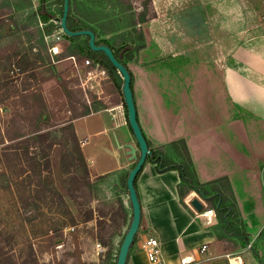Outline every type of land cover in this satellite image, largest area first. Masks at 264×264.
<instances>
[{
  "label": "crops",
  "instance_id": "1",
  "mask_svg": "<svg viewBox=\"0 0 264 264\" xmlns=\"http://www.w3.org/2000/svg\"><path fill=\"white\" fill-rule=\"evenodd\" d=\"M188 1L149 0L147 9L142 0H71V9L75 23L92 28L96 39L114 49H139L125 63L132 75L136 119L149 148H162L172 156L171 144L183 140L200 183L226 176L249 244L233 246L218 240L212 230V210L204 211L206 204L194 191L180 201L177 171L157 173L147 158L135 182L140 221L125 264H152L141 247L151 237L158 241V256L164 264H180L182 260L189 264H257L252 252L245 250L255 241H264L259 236L264 229V147L250 155L243 147L244 157L239 156L231 149L227 133L230 135L232 122L237 120L264 125V85H257L258 79L254 80L246 63L235 68L230 63L227 74L212 70L206 75L204 15L186 8ZM46 6L58 15L57 0ZM36 10L32 14L41 23L35 27L37 33L46 23ZM19 29L26 31L28 27ZM67 42V49H71L72 43ZM67 49V53L55 56L57 68L86 59L70 55ZM71 75L66 81L74 83ZM254 76L263 79L264 73ZM100 83L97 100L102 106L75 116L71 124L90 176L106 177L110 185L123 189L124 197L119 198L126 212V230L131 207L122 180L134 163L127 145L138 146L126 122L122 93L110 78ZM192 199H197L203 210L195 211ZM203 245L206 249L201 252Z\"/></svg>",
  "mask_w": 264,
  "mask_h": 264
},
{
  "label": "rangeland",
  "instance_id": "2",
  "mask_svg": "<svg viewBox=\"0 0 264 264\" xmlns=\"http://www.w3.org/2000/svg\"><path fill=\"white\" fill-rule=\"evenodd\" d=\"M40 1L0 0V129L3 121L18 120V116L25 118L23 126L36 118L35 125L44 126L49 135L43 145L53 143L48 151L50 173L23 183L21 198L15 188H4L0 170V264H114L126 226V216L116 203L124 191L110 185L106 177L92 178L87 165L85 171L68 128L71 119L84 112L77 90L89 108L100 107V82L109 76L91 80L82 89L78 77L83 76L84 59L57 68L55 56L65 53L69 45L58 30L46 37L48 45L58 47L55 54L49 48L51 59L46 61L34 32L41 23L32 14ZM45 1L48 6L53 2ZM142 3L149 8V0ZM186 8L204 15L206 75L212 70L227 74L230 63L234 68L246 63L257 85L263 86L264 78L254 75L264 73V0H189ZM22 25L28 30H20ZM70 75L77 87L65 83ZM212 82L218 91L217 81ZM24 83L32 87L22 91ZM20 95H25L21 102ZM23 126L15 125L12 134L20 133ZM231 127L230 146L239 156L244 157L243 147L246 155L262 152L264 125L237 120ZM15 165L11 163L8 171L14 173ZM108 214L114 221L110 229L99 219ZM245 251L264 260V241L253 242Z\"/></svg>",
  "mask_w": 264,
  "mask_h": 264
},
{
  "label": "trees",
  "instance_id": "3",
  "mask_svg": "<svg viewBox=\"0 0 264 264\" xmlns=\"http://www.w3.org/2000/svg\"><path fill=\"white\" fill-rule=\"evenodd\" d=\"M57 2L59 4V8L57 11L58 15H56V12L50 10L44 2H42L36 10V14L39 16L40 20L46 23V25L43 26L37 32L38 38L40 40V46L43 48L46 61H49V59H51L50 57L51 55H49V48L51 46L48 45L46 41V37L50 36L56 30H60V34L62 35L63 39L72 43L71 49L70 48L67 49L70 55L77 56L79 58L89 59L93 63H98L101 66L105 67L106 63H109L107 58L102 52H95L90 50L88 46V37L86 36L69 37L62 32L60 28V19L62 16L63 0H57ZM144 9L145 7L142 9L141 16L144 15ZM141 21L143 22L145 21V19L141 18ZM66 27L71 32L89 30L95 36V31L92 28L85 25H78L75 23L72 15L71 0H68ZM95 44L97 46L105 45L111 49L115 59L127 69L130 76V87H131L132 75L127 68L125 59L128 60L132 59L134 53H137L139 49L138 48L131 49L127 47L114 49L106 41L96 39V36H95ZM108 76L111 79V81L114 83L112 75L110 74L109 71H108ZM65 83L70 85L73 84L74 87L75 86L77 87L75 82L72 83L71 81H66ZM31 87H32L31 84L24 83L22 84L21 89L22 91H26ZM116 89L121 93L120 88L116 86ZM77 93L81 100L82 94L80 92V89L77 90ZM23 99H25V95H20V102ZM81 101H82V106L84 107V112L80 116L87 115L91 111L97 110V106L94 108H89L88 106H86L84 100ZM123 106L126 113L124 102H123ZM18 118H19L18 120L9 119V122L7 123L6 121H3L4 122L3 128L0 129L1 140H3V142L0 143L3 144L0 146V170L3 171L2 175L3 177H5L4 188H9V189L12 187L15 188L18 196L21 198L25 193V187L23 185L22 191L19 189V187L23 183H25L26 181L29 182V180L32 181L36 177L37 179H35L34 181L38 180L43 172L45 173V175H48V173H50L48 151L52 147L53 143H48L45 146L43 145L44 141L49 135L48 133H46L47 131H44V126L35 125L36 118L35 119L31 118V123L26 124V126L22 125V123H24L25 121V118L23 116L22 117L18 116ZM126 122L128 124L127 116H126ZM15 125H17L19 128H22L23 126V130L20 133L13 135L12 132H13V127ZM68 128H70L71 136L73 138V141L76 143V152L78 154L79 162L83 164V167L86 171V163L82 156L79 143L74 134V130L70 124ZM147 145L150 151L148 160L150 163L154 165V168L157 173H164L170 170L177 171L179 176V183L177 184V193L180 201H182V199L188 194V192L194 191L205 202L206 207L204 211L212 210L214 212L215 224L213 225L212 230L214 231L216 238L223 242H232L233 246L240 245L241 247H246L249 244V235L246 232L245 226L240 219V215L236 206V200L232 192L229 179L226 176H223L206 183H200L196 178V174L193 168L192 160L188 152V148L183 140H178L171 144L170 147L172 150V154H171L172 156H169L162 148L150 149L148 143ZM41 154H43V156H41ZM13 162L16 164L15 168L17 169L16 171H13L14 173L8 171L11 170L10 165ZM6 170L8 171V174L6 173ZM139 172L136 174V177L134 179V188H135L136 178ZM127 174L122 180V185L124 187L126 194H127V189H126ZM98 178H102V177H98ZM28 198L29 197H26L27 200ZM116 201H117L116 203H118L119 206V212H122L123 215L126 216V212L120 198L118 197ZM99 219L103 220V224L105 223L108 229L111 228L114 222L110 214H108L107 218H105L104 216H100ZM259 236L260 238L264 236V229L260 232ZM121 241L119 243V246L121 244ZM252 254L257 264H264V260L261 259L259 255H257L255 252H253Z\"/></svg>",
  "mask_w": 264,
  "mask_h": 264
},
{
  "label": "water",
  "instance_id": "4",
  "mask_svg": "<svg viewBox=\"0 0 264 264\" xmlns=\"http://www.w3.org/2000/svg\"><path fill=\"white\" fill-rule=\"evenodd\" d=\"M67 12H68V0H63L62 16L60 19V28L62 32L69 37H73V36L88 37V46L90 50L95 52H102L107 58L109 63H106L105 67L112 75V78L116 86L121 90L123 101L126 108L128 125L132 131V134L138 146V149H136L131 145H127L128 155L130 157V160L134 162L133 167L128 171L126 177L127 198L131 207V220L126 232L123 235L115 262V264H125L129 252V248L133 242L140 221V206L134 188V179L136 177V174L143 167L146 159L149 157L150 151L148 149L146 139L144 138V135L142 134V131L136 119V110L133 101L132 90L130 87V76L127 69L115 59L109 47L105 45L97 46L95 44V36L91 31L89 30H81L75 32L69 31L66 27ZM190 205L197 212H200L204 208L203 205L197 199H192Z\"/></svg>",
  "mask_w": 264,
  "mask_h": 264
},
{
  "label": "built area",
  "instance_id": "5",
  "mask_svg": "<svg viewBox=\"0 0 264 264\" xmlns=\"http://www.w3.org/2000/svg\"><path fill=\"white\" fill-rule=\"evenodd\" d=\"M58 32L60 33V30H58ZM50 51H52L55 54V52L57 53V48L52 46L50 47ZM84 68L85 70L82 74L83 75L82 78L78 77L79 85L82 87V89L87 88L88 82H90L91 80L97 81V79L99 80L101 78L108 76V70L106 67H103L98 63H93L89 59H84ZM141 247L145 253V257L148 262L152 264H164L158 256V248H157L158 241L155 238L151 237V238L145 239ZM205 249H206L205 245L200 247L201 252H203ZM180 264H189V263L187 261L182 260ZM233 264H237V263L233 262Z\"/></svg>",
  "mask_w": 264,
  "mask_h": 264
},
{
  "label": "bare ground",
  "instance_id": "6",
  "mask_svg": "<svg viewBox=\"0 0 264 264\" xmlns=\"http://www.w3.org/2000/svg\"><path fill=\"white\" fill-rule=\"evenodd\" d=\"M191 194V193H190ZM208 214V213H207ZM209 217V216H208ZM211 217V216H210Z\"/></svg>",
  "mask_w": 264,
  "mask_h": 264
}]
</instances>
